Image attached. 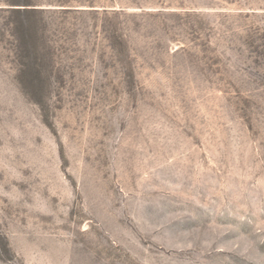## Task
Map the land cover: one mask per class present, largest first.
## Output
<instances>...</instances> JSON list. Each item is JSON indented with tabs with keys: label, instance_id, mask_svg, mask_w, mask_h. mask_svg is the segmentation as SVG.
<instances>
[{
	"label": "rangeland",
	"instance_id": "obj_1",
	"mask_svg": "<svg viewBox=\"0 0 264 264\" xmlns=\"http://www.w3.org/2000/svg\"><path fill=\"white\" fill-rule=\"evenodd\" d=\"M0 264H264V0H0Z\"/></svg>",
	"mask_w": 264,
	"mask_h": 264
}]
</instances>
